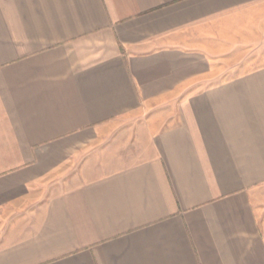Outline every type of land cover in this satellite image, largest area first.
<instances>
[{
    "label": "crops",
    "instance_id": "1",
    "mask_svg": "<svg viewBox=\"0 0 264 264\" xmlns=\"http://www.w3.org/2000/svg\"><path fill=\"white\" fill-rule=\"evenodd\" d=\"M0 264H264V0H0Z\"/></svg>",
    "mask_w": 264,
    "mask_h": 264
}]
</instances>
